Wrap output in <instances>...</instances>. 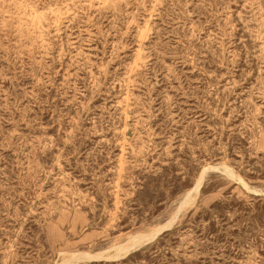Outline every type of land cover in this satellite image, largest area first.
Instances as JSON below:
<instances>
[{"label":"rangeland","instance_id":"obj_1","mask_svg":"<svg viewBox=\"0 0 264 264\" xmlns=\"http://www.w3.org/2000/svg\"><path fill=\"white\" fill-rule=\"evenodd\" d=\"M0 264H264V0H0Z\"/></svg>","mask_w":264,"mask_h":264},{"label":"bare ground","instance_id":"obj_2","mask_svg":"<svg viewBox=\"0 0 264 264\" xmlns=\"http://www.w3.org/2000/svg\"><path fill=\"white\" fill-rule=\"evenodd\" d=\"M166 227V226H165ZM126 248V247H125ZM87 256H90V255H87ZM96 257H99V256H96ZM86 260V259H85Z\"/></svg>","mask_w":264,"mask_h":264}]
</instances>
